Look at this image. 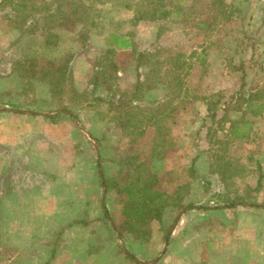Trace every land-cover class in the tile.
<instances>
[{"label":"rangeland","instance_id":"1","mask_svg":"<svg viewBox=\"0 0 264 264\" xmlns=\"http://www.w3.org/2000/svg\"><path fill=\"white\" fill-rule=\"evenodd\" d=\"M38 1L39 5L54 4L56 23L66 21L60 11L74 10L78 3ZM91 1L86 16L78 12L76 18L82 21L75 27L65 24L48 31L45 19L39 24L30 19L22 25L23 34L22 27L13 26L7 18H21L13 11L15 4L0 0V110L7 108L5 100L18 96L32 105L38 99L41 102L37 106L42 109L62 111L67 103L81 98L70 88L88 94L82 96L80 104L70 102L81 122V126L76 122L77 143L71 158L61 162L50 153L48 158L37 153L34 181L29 182L23 159L12 155L4 160L9 154L0 150V172L2 167L6 170L0 180V264H135L119 251L120 245L132 250L145 264H180L183 259L198 264L192 261L191 244H198L199 234L206 238L204 243L211 241L215 255H223L224 248L228 251L229 247H233L232 254L241 252L245 241L230 242L228 230L233 233L240 229L242 218L255 227L253 219L264 214L259 207L264 200V112L253 114L258 110L257 104L264 102V0H225L226 12L219 9L218 24L214 23L216 28L212 29L208 28L212 22L210 0L198 1L196 7L204 16L198 12L200 18L206 19L204 27L193 15L136 21V16L145 10H139L137 4L141 5V0ZM164 2L167 10H176L170 0ZM25 3L30 4L29 0ZM113 31L133 32L135 47L119 51L112 58L119 66V78L111 80L112 88L107 89L102 82L93 93L95 75L102 69L99 61L105 66L111 63L105 58V39ZM45 41L56 45L45 47ZM141 52L148 56L141 60ZM70 54L74 57L72 83L71 87L67 85L66 93H58L64 96L63 100L53 98L48 83L13 72L16 59L39 56L43 65L47 57L62 59ZM5 59L8 61L3 62ZM149 62L158 68L153 77ZM9 70L11 73H4ZM6 74L12 77L6 78ZM139 81L144 86H155L136 94ZM44 95H49L53 103ZM97 96L103 99L98 100ZM130 102L148 111L135 114L132 107L129 114L120 117L121 106ZM213 112L215 117L211 116ZM150 118L155 119L148 127ZM240 120L251 121L243 139L233 135L234 126L243 125ZM145 126L147 130H142ZM147 155L152 170L158 174V188L174 197L181 196L185 204L193 207L176 220L178 211L169 207L164 222L152 223V236L147 243L127 244L121 236L115 239L113 224L122 220L120 199L116 191L108 192L102 172L106 178L118 177L124 156H136L135 162L140 164ZM192 156H197L198 178L189 171ZM61 163L72 171L68 179L67 175L62 176L71 189L70 205H45L49 199L43 205L38 202L16 206V188L45 187L49 183L46 166L53 168ZM48 192L53 200H59L55 197L59 194L56 188ZM93 196L97 199L96 208L90 201ZM241 199L249 203L241 205ZM106 211L111 223L103 222L107 220ZM184 214L188 223L181 227L178 220ZM72 218L89 220L90 224L61 232ZM260 229L264 231V223ZM102 232L104 235L100 236ZM205 251L195 255L204 256Z\"/></svg>","mask_w":264,"mask_h":264},{"label":"trees","instance_id":"2","mask_svg":"<svg viewBox=\"0 0 264 264\" xmlns=\"http://www.w3.org/2000/svg\"><path fill=\"white\" fill-rule=\"evenodd\" d=\"M10 3L15 4L13 7V11L21 18L12 19L10 16L7 17L10 20V23L15 27H22V33L24 34L25 31L23 30L22 25H27L30 22V19H33L34 24L40 23L41 19H45V26L46 30L50 31L54 27L60 28L61 26L67 24L69 26L75 27L78 25L81 18H76L78 16V12H80L83 16L87 15L88 8H90L91 0H78L76 3V8L74 10L68 11H60L62 12V18L66 20L65 22L56 23L57 20L54 18L58 17L56 13H54V4L52 3H43L39 5L38 0H29L30 4L25 3L27 0H9ZM166 0H141L140 4H137L140 10V7L143 8L142 14L136 16V21L140 19H157L160 20L166 16H175V17H189V16H196L197 19H200V27H204L206 24V19L200 18L199 13L202 17H204L201 12H199L196 7L201 0H170L176 10L174 12L167 10L168 4L165 3ZM192 1V2H191ZM225 0H210V7L212 9V22L209 25V29L216 28L215 24H218L217 14L219 9H223L225 6ZM45 4V5H44ZM58 4V7L61 8V5ZM209 7V6H208ZM209 7V8H210ZM33 11V12H32ZM48 12V13H47ZM199 12V13H198ZM42 15V16H41ZM210 15V16H211ZM85 18V17H84ZM54 23V25H51ZM35 33V30H32ZM44 33V32H43ZM20 42V38L17 40L16 43ZM105 42L107 44V50L105 54L106 61H111L109 66H105L103 62L100 60L98 65L102 66V69L99 70L94 79V89L93 93L97 91L98 85L102 82L107 85V89L112 88V81L111 80H118V70L119 66L117 63L112 60V58L119 52V51H127L133 50L135 47L134 41V33L133 32H120V31H113L108 36H106ZM56 43H52L51 41H45V47H53ZM146 52L139 53V58L142 60L143 58L147 57ZM73 56L68 55L66 58H56V57H47V60L42 65L39 61V56H31L30 59L22 60L16 59L13 62V72L17 75L21 74V77H28L31 79H39L42 80L50 85L51 92L53 94L54 99H61L63 100L64 96L58 95V93H66L67 85L70 84L71 87V72H72V62ZM152 58V57H150ZM140 60V61H141ZM151 66L150 74L151 76H155L158 73V68H156L154 63H148ZM151 77V78H152ZM144 82L139 81L136 86L135 93L138 94L139 92L146 91L149 89L154 88V84H150L148 86H144ZM71 92L73 91L74 95L82 96L88 95L86 92H79L76 89L70 88ZM75 100L71 102L72 104H80L82 103V99ZM98 100H102L103 97L97 96ZM67 103L65 106L66 112L70 110L71 103ZM258 110L254 111L253 114L261 115L264 112V102H260L257 104ZM122 110H120V117H125V113L128 114L132 111V107L135 108V114H143L148 111L145 107L133 106L132 102L125 103L122 106ZM3 108V107H1ZM209 111L212 110V106L208 104ZM153 112V111H152ZM156 112V111H154ZM126 113V114H127ZM156 114V113H155ZM58 116V115H56ZM157 117L156 115H154ZM211 116L215 117L216 112H213ZM155 118H150L149 122L146 124L148 127L149 124ZM241 121V120H240ZM243 125H235L233 128V135L234 138L243 139L247 136V131L251 127V121L245 120L241 121ZM142 130H147L146 126ZM138 156V155H137ZM148 156L145 157V160L142 163H136V156H124L122 160H120V164L122 165L123 169L118 177L115 178H106L105 173L102 172L105 177L103 182L104 185L107 186L108 192L109 191H116L119 199H120V215L122 216V220L118 223H114V227L117 231L116 237H123L128 243L133 244L134 241L145 244L150 240L152 236V223L154 221L164 222V215L166 210L169 207H173L178 211L176 214L175 220L180 216L187 208H192L191 204H185L183 202V198L179 195L176 197L165 193L163 190L158 188V174L152 170V166L148 163ZM190 166L189 171L190 174L198 178L199 174L195 168V162L197 160V156L190 157ZM134 170V173L130 171ZM241 205L249 203L246 199H241ZM234 204H231L233 207ZM258 206V205H257ZM260 208L264 209V200L262 205L259 206ZM108 212H105L106 219L110 220L108 217ZM78 221V220H77ZM76 221L71 222L69 225L75 223ZM171 227L168 228V231ZM63 231V230H62ZM61 231V232H62ZM167 236V233H166ZM165 236V237H166ZM129 244V245H130ZM120 245V244H119ZM56 250V249H55ZM119 251H122L126 254V256L132 260H134L135 264H145L140 260L138 256L131 251L123 248V246H119ZM56 251L53 252L55 254ZM46 264H50V262H46Z\"/></svg>","mask_w":264,"mask_h":264},{"label":"crops","instance_id":"3","mask_svg":"<svg viewBox=\"0 0 264 264\" xmlns=\"http://www.w3.org/2000/svg\"><path fill=\"white\" fill-rule=\"evenodd\" d=\"M7 61L6 59L3 60V62ZM4 73H11V70ZM6 76H8L6 78L12 77L11 74H6ZM151 92L152 90H150L148 93ZM43 97L44 99L49 100L50 103H53L51 102L49 95H44ZM5 101V106L7 108H3L0 110V150H6L10 156L9 157L7 155L6 159L4 160L12 158V155L16 159H23V164H25L23 167L26 171L25 176L29 175V182L34 181V163H38L37 153L42 152L44 155H46L47 158L49 157L50 153L51 157L54 160L56 158H59L61 162L62 160L71 158V154H75V146L77 143L76 124L79 120L76 118L78 113L76 112V108L73 105H70V110L68 112H66L65 109L62 111L56 110L58 111L56 112L55 110L51 111L52 108L42 109L38 107L37 105L41 102L38 101V99L34 105H32L29 101H26L25 98H20L18 96L12 97L9 100ZM63 113L65 114L62 115ZM79 123L81 122L79 121ZM2 157L3 156L1 155L0 158ZM2 165L5 164L2 163ZM46 167V171L49 172L48 176L51 181L48 179L49 183L46 184L45 187H41L42 185H40V187H37L39 189L33 186L32 188H16L15 192L16 194H18V198L15 200V202H17L16 206H33L38 202L39 205H43V203L49 199L50 201L48 203L46 202L45 205L65 206L72 203L70 198L71 189L68 188V185L65 184V181L62 178V176L67 175L68 179V176L72 174V171L66 169L63 163H61V166H59L58 164L57 167L54 166L53 168H50L48 166ZM49 170H51L52 172ZM2 171L4 172L2 173ZM5 171L6 170L2 167L0 172V180H2L3 176H5ZM54 188H56L59 192V194L55 196L59 198V200H53L52 196H50V193L48 192L49 189L52 191V189ZM35 190L39 191L37 193H34ZM38 195H40V198ZM103 200L105 201L104 198ZM90 201H92L91 204L93 205V207L96 208L97 199L93 196L90 198ZM105 209L106 207L104 202L103 210L105 211ZM263 219L264 214L255 217L253 219L255 227L253 225L252 227L246 223L245 218H242L240 229L235 230L233 233L231 230H228L227 235L231 240L230 242H232V239L233 241L235 240L239 242L245 241L240 247V249L242 248L241 252L240 250H237V252L235 251L234 254H232L233 247H229L230 252H228L229 250L226 251V249L224 248L223 255H215L216 250L212 249V247L210 246L211 241L204 243L203 241H205L206 238H202L203 234H199L198 244L197 242L191 244L193 247V253L191 254L192 261H196V263L198 262V264H214V262H219L216 264H264V231L262 232V230L260 229V226L262 227L264 223ZM186 220L187 216L186 214H184L181 219L179 218L178 223L181 226L184 223H188L186 222ZM73 221L76 222L69 225ZM105 221L110 222V220H104L103 222ZM89 224V220L72 218L67 224L61 227V231L63 230L62 232L66 233L68 229H76L81 225H83L84 227H88ZM180 226L177 227L179 228ZM223 234L225 235L226 233ZM103 235L104 233L102 232L100 236ZM111 237L114 238V235L112 234ZM117 238L118 237H116L115 239ZM204 244H206L207 246H204ZM202 250H206L205 255H198L197 257L195 255L196 252L200 254V251ZM185 255H182V257ZM207 260H209V262H207ZM181 262L182 263H179L189 264V261L185 262L184 259Z\"/></svg>","mask_w":264,"mask_h":264},{"label":"water","instance_id":"4","mask_svg":"<svg viewBox=\"0 0 264 264\" xmlns=\"http://www.w3.org/2000/svg\"><path fill=\"white\" fill-rule=\"evenodd\" d=\"M78 124L80 125L79 121H78ZM81 126V125H80Z\"/></svg>","mask_w":264,"mask_h":264}]
</instances>
